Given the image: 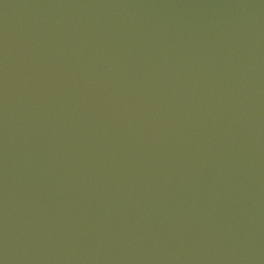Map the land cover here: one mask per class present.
<instances>
[{"label": "water", "instance_id": "obj_1", "mask_svg": "<svg viewBox=\"0 0 264 264\" xmlns=\"http://www.w3.org/2000/svg\"><path fill=\"white\" fill-rule=\"evenodd\" d=\"M0 264H264V0H0Z\"/></svg>", "mask_w": 264, "mask_h": 264}]
</instances>
